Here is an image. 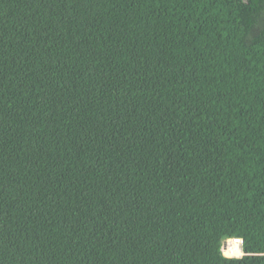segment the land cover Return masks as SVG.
Returning a JSON list of instances; mask_svg holds the SVG:
<instances>
[{
  "label": "trees",
  "instance_id": "1",
  "mask_svg": "<svg viewBox=\"0 0 264 264\" xmlns=\"http://www.w3.org/2000/svg\"><path fill=\"white\" fill-rule=\"evenodd\" d=\"M0 264H264V0H0Z\"/></svg>",
  "mask_w": 264,
  "mask_h": 264
},
{
  "label": "built area",
  "instance_id": "2",
  "mask_svg": "<svg viewBox=\"0 0 264 264\" xmlns=\"http://www.w3.org/2000/svg\"><path fill=\"white\" fill-rule=\"evenodd\" d=\"M240 239H238V238H230V239H226L225 241H224V245H223V247H222V252L224 253V254H226L227 252L226 251H228V250H230V249H233L234 248V252H235V254H226V255H237V251H238V249H239V244H240Z\"/></svg>",
  "mask_w": 264,
  "mask_h": 264
},
{
  "label": "rangeland",
  "instance_id": "3",
  "mask_svg": "<svg viewBox=\"0 0 264 264\" xmlns=\"http://www.w3.org/2000/svg\"><path fill=\"white\" fill-rule=\"evenodd\" d=\"M228 254H235V252H234V248L233 249H230V250H228V251H226ZM226 253V254H227Z\"/></svg>",
  "mask_w": 264,
  "mask_h": 264
},
{
  "label": "water",
  "instance_id": "4",
  "mask_svg": "<svg viewBox=\"0 0 264 264\" xmlns=\"http://www.w3.org/2000/svg\"><path fill=\"white\" fill-rule=\"evenodd\" d=\"M237 255H241L240 247H239V249H238V251H237Z\"/></svg>",
  "mask_w": 264,
  "mask_h": 264
}]
</instances>
